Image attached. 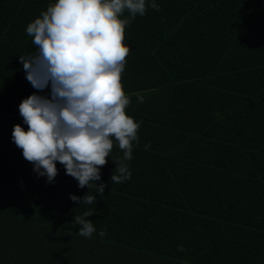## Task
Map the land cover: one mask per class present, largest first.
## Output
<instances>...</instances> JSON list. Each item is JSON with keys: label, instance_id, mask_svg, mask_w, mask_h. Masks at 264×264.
I'll return each instance as SVG.
<instances>
[{"label": "trees", "instance_id": "obj_1", "mask_svg": "<svg viewBox=\"0 0 264 264\" xmlns=\"http://www.w3.org/2000/svg\"><path fill=\"white\" fill-rule=\"evenodd\" d=\"M55 2L0 0V264H264V0H155L125 26L139 143L117 184L114 140L90 181L103 195L59 162L54 183L37 178L12 142L15 125L27 131L21 101L50 93L19 56L36 51L26 27ZM85 194L96 202L69 199ZM86 211L89 238L74 223Z\"/></svg>", "mask_w": 264, "mask_h": 264}, {"label": "clouds", "instance_id": "obj_2", "mask_svg": "<svg viewBox=\"0 0 264 264\" xmlns=\"http://www.w3.org/2000/svg\"><path fill=\"white\" fill-rule=\"evenodd\" d=\"M148 8L160 10L155 0H56L27 25L36 51L19 56V62L31 86L39 91L50 88V93L21 101L18 111L27 131L15 125L12 142L33 164L37 178L54 183L59 162L79 188L94 187L103 195L106 185L97 187L90 181L101 180L100 168L107 163L114 140L123 158L114 162L111 183L131 178L125 161L132 159L133 142L139 143L140 124L125 112L130 100L121 74L129 48L123 41L125 26ZM125 11L128 15L121 19ZM138 100L143 102L142 97ZM149 147L146 144L145 150ZM69 199L80 205L96 202V196L86 194ZM91 215L86 211L74 216L78 235L89 238L95 232L87 219Z\"/></svg>", "mask_w": 264, "mask_h": 264}]
</instances>
